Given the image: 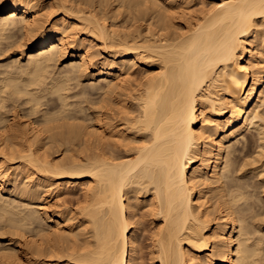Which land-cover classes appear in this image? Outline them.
I'll return each instance as SVG.
<instances>
[{
    "label": "bare ground",
    "instance_id": "bare-ground-1",
    "mask_svg": "<svg viewBox=\"0 0 264 264\" xmlns=\"http://www.w3.org/2000/svg\"><path fill=\"white\" fill-rule=\"evenodd\" d=\"M51 259L264 264V0H0V264Z\"/></svg>",
    "mask_w": 264,
    "mask_h": 264
},
{
    "label": "rangeland",
    "instance_id": "rangeland-1",
    "mask_svg": "<svg viewBox=\"0 0 264 264\" xmlns=\"http://www.w3.org/2000/svg\"><path fill=\"white\" fill-rule=\"evenodd\" d=\"M138 65V66H137ZM136 65V67H134V76L135 77H138L137 79H140L143 75H145V70L143 69L142 70V68H141V66H139V64H137ZM140 67V68H139ZM140 69V70H139ZM141 72H143V74L141 75ZM133 76V77H134ZM141 76V77H140ZM140 77V78H139ZM71 186V187H70ZM70 186H68L69 188H67V186L65 187V189L63 188V189H61L60 190V193L62 194H60V197L61 198H63V199H65L64 200V202L67 204V206H69L70 205V207L73 209V211H76V206H78L79 205V203L81 202L80 201V194H81V192H80V188L78 187V186H76V184H72V185H70ZM76 186V187H75ZM80 193V194H79ZM64 194V195H63ZM79 197H78V196ZM54 196V194L52 195V197ZM75 196V197H74ZM78 204V205H77ZM72 205V206H71ZM76 207V208H75ZM143 208L142 207H140V206H138V208H136V212H137V218H138V220H139V218H140V220L139 221H142L141 223L140 222H138V224L139 225H137V227H138V230H137V233H138V236H139V240H140V242H141V245H142V247L144 246V250H143V252L144 253H147V252H149V249H150V236H151V230H152V227L153 226H151L150 224L152 223V216L151 215H147V217L145 216V214H146V210H144V212H143V210H142ZM141 214H144V215H141ZM143 216V218H141ZM142 219V220H141ZM145 220V221H144ZM149 220V221H148ZM73 221H75V219L73 220ZM77 221V220H76ZM71 223H73V227H74V229L76 228V224H77V222L74 224V222H71ZM149 223V224H148ZM145 225V226H144ZM153 225V224H152ZM139 226H141V227H139ZM140 228H141V230H140ZM145 229V230H144ZM147 229V230H146ZM76 230H77V228H76ZM149 235V236H148ZM148 243V244H147ZM147 250V251H146ZM146 255V261L148 262L149 260V258H148V255L147 254H145ZM50 264H53V263H55V260L54 259H51V260H49L48 261ZM49 263H47V264H49ZM68 264L66 261L65 262H62L61 264Z\"/></svg>",
    "mask_w": 264,
    "mask_h": 264
}]
</instances>
